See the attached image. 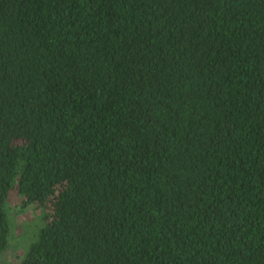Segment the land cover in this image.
Returning a JSON list of instances; mask_svg holds the SVG:
<instances>
[{
	"label": "trees",
	"instance_id": "trees-1",
	"mask_svg": "<svg viewBox=\"0 0 264 264\" xmlns=\"http://www.w3.org/2000/svg\"><path fill=\"white\" fill-rule=\"evenodd\" d=\"M12 193L19 264H264V0H0Z\"/></svg>",
	"mask_w": 264,
	"mask_h": 264
},
{
	"label": "rangeland",
	"instance_id": "rangeland-1",
	"mask_svg": "<svg viewBox=\"0 0 264 264\" xmlns=\"http://www.w3.org/2000/svg\"><path fill=\"white\" fill-rule=\"evenodd\" d=\"M51 200V199H50ZM45 203L49 207L51 201ZM22 198L12 193L8 198V212L12 222V237L8 249L0 254V264H19L17 256L22 254L26 235L31 223L39 219L42 208L36 205L21 207ZM24 233V235H23Z\"/></svg>",
	"mask_w": 264,
	"mask_h": 264
}]
</instances>
